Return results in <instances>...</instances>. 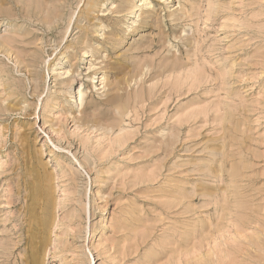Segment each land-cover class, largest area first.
<instances>
[{
	"label": "rangeland",
	"instance_id": "374dc122",
	"mask_svg": "<svg viewBox=\"0 0 264 264\" xmlns=\"http://www.w3.org/2000/svg\"><path fill=\"white\" fill-rule=\"evenodd\" d=\"M0 264H264V0H0Z\"/></svg>",
	"mask_w": 264,
	"mask_h": 264
}]
</instances>
